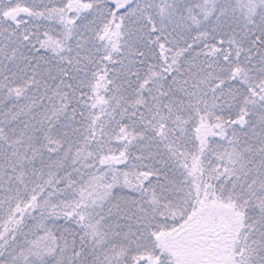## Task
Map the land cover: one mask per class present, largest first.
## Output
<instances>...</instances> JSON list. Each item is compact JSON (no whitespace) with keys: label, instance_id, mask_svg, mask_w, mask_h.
<instances>
[{"label":"snow or ice","instance_id":"snow-or-ice-1","mask_svg":"<svg viewBox=\"0 0 264 264\" xmlns=\"http://www.w3.org/2000/svg\"><path fill=\"white\" fill-rule=\"evenodd\" d=\"M0 264H264V0H0Z\"/></svg>","mask_w":264,"mask_h":264}]
</instances>
